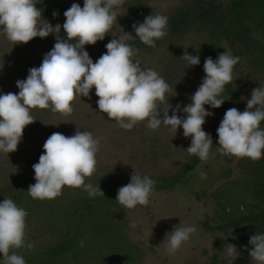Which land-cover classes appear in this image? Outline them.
<instances>
[{
	"label": "trees",
	"instance_id": "1",
	"mask_svg": "<svg viewBox=\"0 0 264 264\" xmlns=\"http://www.w3.org/2000/svg\"><path fill=\"white\" fill-rule=\"evenodd\" d=\"M73 3L83 7L84 0H37V7L55 26L63 25L64 12ZM116 10L120 15L110 32L94 45H85V50L96 62L107 51L108 42L126 37L127 44L139 49L134 59L157 71L169 84L166 96L173 108L191 103V95L206 75L205 59L210 56L216 60L223 52V43L233 48L234 56L252 52L250 62L264 75V0H124ZM54 12L58 14L53 16ZM152 13L168 17L167 35L156 39L155 47L143 44L132 28L133 23H142ZM60 36L66 38L63 28ZM55 42V35L49 34L14 45L0 32V94H18L16 81L26 79L29 68L39 67ZM185 50L193 56L198 54L200 63L187 67L181 58ZM218 98L225 100L220 107L204 106L214 113L202 125L212 137L210 150L219 146L217 128L226 110L235 107L243 112L246 108L232 82ZM98 99L93 87L90 98L75 97L71 114L31 109L35 121L25 127L17 150L0 151V202L10 198L28 213L25 241L34 246L31 250H10L22 255L26 264H142L144 252L128 237L125 208L115 200L119 187L130 182L134 168L155 181L153 190L171 189L186 182L188 175H197L195 167L201 159L186 151L191 137L183 135L182 127L176 133L163 125L151 130L143 121L125 130L99 111ZM77 128L100 140L96 171L85 178V183L100 186L104 196L90 197L83 187L64 186L54 199H33L27 191L36 182L32 165L44 152L46 139L54 132L74 135ZM242 162L246 169L243 177L227 180L212 192L217 206L212 219L219 224H203L209 230L252 224L255 229L247 236L229 239L243 247L231 264H256L244 246L251 235L264 233V155L256 161L243 157ZM230 175L231 169L223 172L224 177ZM212 258L211 264H217L218 256Z\"/></svg>",
	"mask_w": 264,
	"mask_h": 264
},
{
	"label": "clouds",
	"instance_id": "2",
	"mask_svg": "<svg viewBox=\"0 0 264 264\" xmlns=\"http://www.w3.org/2000/svg\"><path fill=\"white\" fill-rule=\"evenodd\" d=\"M124 0H84L83 7L73 3L64 12L63 25L53 26L43 18L37 7V0H0V32L15 44L27 43L35 37L45 38L54 34L53 48L43 56L39 67H31L26 79L17 80L19 92L0 94V151L15 152L23 137L25 127L35 121L31 109L50 108L53 112L71 114V102L77 95L89 97L95 88L99 111L115 120L119 127L131 130L139 122L147 121L146 127L156 130L161 125L177 131L183 128V135L191 137L186 149L190 155H197L206 161L213 144L212 137L202 125L205 118L214 113L205 105L218 108L224 103L220 99L226 84L233 81V68L239 62L238 56L224 51L216 60L207 57L203 70L205 76L197 90L191 95V103H169L166 93L169 84L151 68H145L134 57L139 49L125 42L126 37L113 38L108 42L106 52L93 62L85 45H94L110 32L117 17L116 9ZM58 13L54 12L53 16ZM168 17L160 13L150 14L142 23H133L136 37L148 46L155 47V40L167 35ZM61 28L66 38L60 36ZM130 35V34H129ZM197 52L199 50L197 49ZM181 58L187 67L200 63L199 55H190L187 50ZM243 112L233 107L226 110L217 128L221 154L237 158L247 157L253 161L264 155V84L252 89L251 97ZM172 114L169 115V109ZM187 115L181 117L178 113ZM100 140L89 131L76 130L66 136L52 133L43 144L44 152L39 161L32 165L35 183L29 185L28 194L33 199H54L62 194L64 186L83 187L90 197L104 196L100 186L85 183V178L96 171V154ZM198 170V169H197ZM201 178L206 173L200 172ZM155 181L134 168L130 182L119 187L116 201L125 209L137 205L148 206ZM27 211L10 198L0 202V254L2 264H26L22 255L12 249L27 248L33 244L25 241V218ZM132 222V226L137 225ZM195 226L175 227L166 234V250L174 254L183 242L196 232ZM248 243L250 260L264 264V233L251 235ZM245 250L248 251L247 247ZM226 255L235 260L240 253L234 244H228Z\"/></svg>",
	"mask_w": 264,
	"mask_h": 264
},
{
	"label": "rangeland",
	"instance_id": "3",
	"mask_svg": "<svg viewBox=\"0 0 264 264\" xmlns=\"http://www.w3.org/2000/svg\"><path fill=\"white\" fill-rule=\"evenodd\" d=\"M224 51L234 53L227 43H223ZM238 57L240 59L233 68L232 83L246 107L247 99L244 98H250L252 89L264 84V75L250 62L252 52H240ZM219 147L210 150L206 161L198 162L195 167L197 175H188L186 182L176 184L171 189L153 190L150 204L146 207L137 205L133 209L123 210L127 220L126 233L144 252L142 264H211L213 255L218 256L217 264L235 261L224 250L229 243L234 244L238 252L243 247L229 239L247 236L255 229L254 226L241 224L234 228L209 230L203 224L207 222L215 226L220 222L212 219L217 209L213 190L227 180L243 177L246 170L242 158L221 154ZM227 169H231L230 177L223 176ZM201 171L206 173V178H201ZM133 221L138 222L135 227L132 226ZM174 226H195L197 230L174 254H169L165 236L173 231ZM245 247L252 249L249 243ZM2 258L0 256V264Z\"/></svg>",
	"mask_w": 264,
	"mask_h": 264
}]
</instances>
